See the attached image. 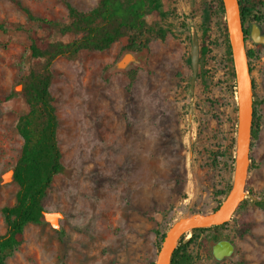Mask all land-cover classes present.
Here are the masks:
<instances>
[{"label": "rangeland", "instance_id": "obj_1", "mask_svg": "<svg viewBox=\"0 0 264 264\" xmlns=\"http://www.w3.org/2000/svg\"><path fill=\"white\" fill-rule=\"evenodd\" d=\"M17 1L37 16L66 20L67 3L88 10L99 0ZM251 1L257 4L245 29L253 52L256 133L251 134L244 198L230 219L180 237L185 264H264V211L257 204L264 191V44L250 35L253 24L264 34V0ZM173 8L176 14L164 22L167 37L153 39L148 50L126 62L125 39L104 51L54 62L52 92L64 170L47 191L42 221L25 227L22 244L4 264H155L163 244L157 231H171L184 219L225 205L239 153L237 82L227 64L223 28L224 20L231 25L230 17L218 0H167L164 9ZM0 23L8 27L0 31V96L15 94L0 101L3 233L2 208L15 203L18 189L12 173L23 141L15 125L27 111L19 80L32 64L27 33L14 24L37 25L14 0H0ZM192 27L208 46L193 92ZM220 239L235 241L236 252L215 261L211 241Z\"/></svg>", "mask_w": 264, "mask_h": 264}, {"label": "trees", "instance_id": "obj_2", "mask_svg": "<svg viewBox=\"0 0 264 264\" xmlns=\"http://www.w3.org/2000/svg\"><path fill=\"white\" fill-rule=\"evenodd\" d=\"M166 1L99 0L88 10L67 3L68 18L60 20L37 16L30 8L14 0L27 20L37 26L14 24L15 30H24L27 33L32 64L19 80V93L27 105V111L19 115L15 125L23 141L12 173L18 189L15 203L2 208L6 230L0 233V264H4L6 258L18 250L24 240L25 227L42 221L46 211L44 199L47 191L55 176L64 170L58 138L60 120L52 92L54 62L60 57L76 58L83 51L107 50L121 39L126 40L122 46L123 52H145L153 39L164 40L170 31L164 22L171 14H176V9L166 11ZM239 1L245 25L246 18L253 14L257 3L251 0ZM218 3L222 13L227 15L224 1L218 0ZM254 16L257 20H263L259 15ZM149 18L152 20L149 21ZM223 28L227 64L235 79V54L227 20L223 21ZM40 29L45 30L46 35L41 34ZM0 31H8L5 23H0ZM245 34H248L246 29ZM3 45L0 41V47ZM207 50V43L202 40L200 60L207 54ZM247 51L251 58L253 52ZM14 95L10 93L4 97L0 96V101L11 100ZM255 133L256 130L253 129L252 134ZM231 191L232 186L228 185L225 194L229 195ZM257 204L264 211V191ZM157 233L163 242L167 231ZM185 252L184 247L177 245L171 255L170 264H185Z\"/></svg>", "mask_w": 264, "mask_h": 264}, {"label": "water", "instance_id": "obj_3", "mask_svg": "<svg viewBox=\"0 0 264 264\" xmlns=\"http://www.w3.org/2000/svg\"><path fill=\"white\" fill-rule=\"evenodd\" d=\"M227 15L230 17L231 25L228 21L230 29L231 43L235 54V66H236V82L238 93V164L236 169V178L230 197L235 191L233 204L231 208L226 212H221V208L205 214H199L190 218L184 219L179 223L177 231H168L166 237L163 240V244L156 260L155 264H164L169 259L176 248V245L180 237L187 231L192 230L200 225H213L219 224L230 219L240 202L244 198L246 176L249 166V151L252 134V115H251V103H252V77L251 67L249 63L248 49L246 46V34L245 25L242 20L240 1L239 0H223ZM251 38L255 43L264 44V34L261 33L260 27L253 24L251 28ZM191 68L192 77L190 79V90L193 92L196 77L199 70L200 63V40L197 30L191 28ZM127 56L122 62H126L132 55L131 52H126ZM236 252L235 244L228 239H222L217 242H212V254L213 257L220 261L225 258L233 257Z\"/></svg>", "mask_w": 264, "mask_h": 264}, {"label": "bare ground", "instance_id": "obj_4", "mask_svg": "<svg viewBox=\"0 0 264 264\" xmlns=\"http://www.w3.org/2000/svg\"><path fill=\"white\" fill-rule=\"evenodd\" d=\"M234 194H235V191H233L232 195L228 198L225 205L221 208V212H226L231 208V206L233 204ZM178 227H179V224L176 225L174 231H177ZM164 264H169V259H167L164 262Z\"/></svg>", "mask_w": 264, "mask_h": 264}, {"label": "flooded vegetation", "instance_id": "obj_5", "mask_svg": "<svg viewBox=\"0 0 264 264\" xmlns=\"http://www.w3.org/2000/svg\"><path fill=\"white\" fill-rule=\"evenodd\" d=\"M220 240H221V239H220ZM220 240H218V241H220ZM228 240H230V239H228ZM212 242H217V241H211V243H212ZM232 242L236 245V242H235V241H232ZM211 253H212V245H211ZM212 255H213V254H212ZM213 258H214V257H213ZM214 260H215V261H218V260H216L215 258H214Z\"/></svg>", "mask_w": 264, "mask_h": 264}, {"label": "crops", "instance_id": "obj_6", "mask_svg": "<svg viewBox=\"0 0 264 264\" xmlns=\"http://www.w3.org/2000/svg\"><path fill=\"white\" fill-rule=\"evenodd\" d=\"M134 54V53H133Z\"/></svg>", "mask_w": 264, "mask_h": 264}]
</instances>
